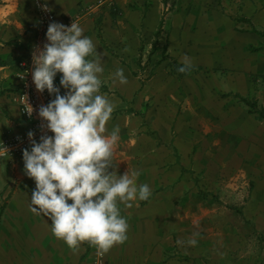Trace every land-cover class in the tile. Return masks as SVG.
<instances>
[{"label": "rangeland", "instance_id": "1", "mask_svg": "<svg viewBox=\"0 0 264 264\" xmlns=\"http://www.w3.org/2000/svg\"><path fill=\"white\" fill-rule=\"evenodd\" d=\"M105 1L85 8L107 7L114 17L119 14L116 0ZM164 2L171 5L163 12L161 34L143 37L141 51L150 44L148 66L136 67L135 73L143 86L158 72L160 80H154L146 99L139 93L132 109L117 108L110 119L126 123L121 135L130 131L139 142L144 137L139 156L123 167L139 171L137 185L146 183L151 189L147 201H134L127 209L132 253L126 264H264V120L250 114L238 98L264 109V0L203 1L199 20L210 13L206 20H217L221 30L182 32L180 38L197 34L198 39L179 41L186 47L174 42L171 49L177 0ZM94 23L100 32L101 23ZM154 46L167 48L168 60L160 65L153 58ZM112 53L127 66L121 54ZM185 56L193 70L184 76L174 68ZM6 134H0V141ZM152 142L161 155L146 161L139 152ZM3 164L0 221L2 229L12 232L17 208H9V202L19 180ZM190 238L198 241L195 247L187 245ZM178 240L185 243L178 245ZM13 263L12 254L0 256V264Z\"/></svg>", "mask_w": 264, "mask_h": 264}, {"label": "clouds", "instance_id": "2", "mask_svg": "<svg viewBox=\"0 0 264 264\" xmlns=\"http://www.w3.org/2000/svg\"><path fill=\"white\" fill-rule=\"evenodd\" d=\"M46 39L43 49L33 53L32 79L37 91L55 95L38 111L54 135L41 136L37 142L35 134L28 133L31 150L23 151L25 173L36 183L29 210L48 217L54 237L73 251L87 242L103 257L127 240L129 225L118 203L132 208L134 201H147L151 189L146 183L137 185L139 171L129 170L122 176L109 171L115 168L120 129L105 134L114 105L100 94L104 68L93 40L76 22L70 27L51 23ZM192 68L185 56L178 71L188 73ZM58 73H62L65 95L54 85ZM114 79L128 82L123 69L116 70ZM25 111L32 116L30 104ZM186 243L195 247L198 241L190 238Z\"/></svg>", "mask_w": 264, "mask_h": 264}, {"label": "crops", "instance_id": "3", "mask_svg": "<svg viewBox=\"0 0 264 264\" xmlns=\"http://www.w3.org/2000/svg\"><path fill=\"white\" fill-rule=\"evenodd\" d=\"M54 13L62 19L76 18L80 15L82 9L88 4L97 0H49ZM206 0H177L174 11L171 13L175 18V27L173 30V39L168 46L171 49L179 41H192L198 39L197 34H183L193 31L216 29L221 30L220 22L207 21L210 13H205V17L199 20V7ZM86 5V6H85ZM170 2L164 0H116L118 13L115 17L107 7L97 6L92 13H86L81 17L79 25L84 30V35L91 38L97 47V53L101 55L104 72L101 76L102 86L107 88V92L101 95L106 96L113 105L114 110L120 108L122 111L133 108V99L141 94V99L147 98L150 94L154 80H160L161 73L158 72L145 86L141 85L139 76L135 73L136 67L148 66L149 52L148 43L145 42L146 51L143 48V37L150 38V35L156 36L162 22L163 12H168ZM216 15V11H211ZM94 22H100V34L108 50L104 49L101 41L97 37L96 26ZM209 22V23H208ZM190 26V27H189ZM36 9L31 0H0V134L16 133L24 129V124L17 104L18 82L15 78L17 64L29 50L36 34ZM165 29V28H163ZM167 30H171L168 26ZM175 30V31H174ZM162 42L158 44L160 47ZM115 54H121L125 59L127 66L122 64ZM171 56V55H170ZM141 58V59H140ZM154 60L160 62L162 52L159 49L154 53ZM140 59V60H139ZM139 62H141L139 64ZM179 65L181 63H178ZM117 69H123L127 78V84H120L118 79H114ZM67 90L63 91L65 95ZM116 96L121 97V101H116ZM142 104V103H141ZM126 125V123H125ZM122 121L111 120L106 125V133L109 134L115 127H119V142L115 148L113 163L115 168L109 171H115L118 175H124L130 169L123 167L130 159H134L139 145L144 144V137L141 141H134L129 136L130 131H124ZM7 135V134H6ZM138 142V143H136ZM138 148H135V146ZM150 145V146H149ZM147 148L139 152L140 157L149 160L150 155H161L158 144L149 143ZM139 156V155H138ZM4 166L9 167L11 173L19 180L16 196L17 201L11 200L9 208H17L14 215V230L5 231L1 228L0 221V256L13 255V264H93V258L96 248L90 246L87 242L82 243L78 249L73 251L63 240L54 237L51 231V220L45 215L34 214L29 209L31 206L32 192L36 189V183L25 173L24 160H14L3 162ZM158 169V166H156ZM131 171V170H130ZM29 190L31 193L25 194ZM71 203V201H69ZM121 215L126 218L127 207L123 203H118ZM123 244H118L105 254L109 264H126L127 256L130 252L128 239Z\"/></svg>", "mask_w": 264, "mask_h": 264}, {"label": "built area", "instance_id": "4", "mask_svg": "<svg viewBox=\"0 0 264 264\" xmlns=\"http://www.w3.org/2000/svg\"><path fill=\"white\" fill-rule=\"evenodd\" d=\"M111 0H106L105 3H110ZM99 4H102V0H99ZM36 6V34L33 42L23 56V58L17 64V72L15 78L18 82V94L17 104L24 124V129L20 132L9 133L5 135L0 141V163L5 161H14L23 159V151L25 149L31 150V141L28 137V133H34V139L40 142L41 136H53L54 133L47 129V122L43 121L38 111L42 105H47L50 101L55 99L54 94H49L47 90L43 93L37 91L32 79V71L34 70L33 53L37 49H43L44 45L48 43L46 39V32L48 26L53 23H60L65 26H71L73 22L79 24L81 17L86 13H92L97 6H92L82 9L79 16L72 19L59 18L51 6L43 0H35ZM56 87L60 88V94H64L65 90L61 85L54 82ZM27 97V100L26 98ZM30 104L33 108L32 116L30 117L25 111L26 104ZM93 264H109L106 256L98 257L95 253L93 258Z\"/></svg>", "mask_w": 264, "mask_h": 264}, {"label": "trees", "instance_id": "5", "mask_svg": "<svg viewBox=\"0 0 264 264\" xmlns=\"http://www.w3.org/2000/svg\"><path fill=\"white\" fill-rule=\"evenodd\" d=\"M160 32H161V29L159 28V30H158L157 33H156V36H159V35L161 34ZM253 32L255 33L256 31L253 29ZM97 37H98L99 41H101V44H102L103 48L106 49V50H108V48L106 47V45L104 44V42H103V40H102V37H101L100 32H97ZM153 49H154V50H153V53H155V52L158 51V49L156 48V46H154ZM108 51H109V50H108ZM161 52H162V59L160 60V62L157 63V65H160L161 63H163V62H165L166 60H168L167 48L164 47V48L161 50ZM112 54H113V53H112ZM181 66H182V65H176V68H174L175 72H176L177 74H179V75H184V76L187 75L189 72H188V73H180V72L178 71V68L181 67ZM192 70H193V69H192ZM192 70H191V71H192ZM61 76H62V73H58V74H57V77H56V79H55V81H54V82L57 83L58 85H60V79H61ZM103 92H107L106 89H104ZM61 95H62V93H61ZM238 98H240L241 102H242L243 104H245V105L249 108V112H250V114H255V115L258 116L259 119L264 120V109L259 108L258 105H257L256 103L251 102L250 100H247V99H245V98H243V97H238Z\"/></svg>", "mask_w": 264, "mask_h": 264}]
</instances>
